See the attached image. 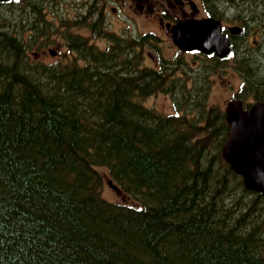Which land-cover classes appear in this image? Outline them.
Instances as JSON below:
<instances>
[{
	"label": "trees",
	"instance_id": "trees-1",
	"mask_svg": "<svg viewBox=\"0 0 264 264\" xmlns=\"http://www.w3.org/2000/svg\"><path fill=\"white\" fill-rule=\"evenodd\" d=\"M48 3L0 1V264H264V195L223 158L228 123L201 70L188 87L182 59L146 64L151 33L103 48L72 35L70 62L36 61L35 39L67 23ZM239 59L264 99V53ZM158 92L173 112L142 102Z\"/></svg>",
	"mask_w": 264,
	"mask_h": 264
},
{
	"label": "flooded vegetation",
	"instance_id": "flooded-vegetation-1",
	"mask_svg": "<svg viewBox=\"0 0 264 264\" xmlns=\"http://www.w3.org/2000/svg\"><path fill=\"white\" fill-rule=\"evenodd\" d=\"M99 1V11L96 10V13L98 18L102 16V21H100V23H102L104 27L106 26L109 31L102 32L99 35L101 39L98 37L97 41H106V44L108 43L107 34L115 38L121 37L122 39H125L126 36L132 37L142 34L141 30L137 29L136 24L132 23L131 15L127 12V9L133 8V5L138 8V10L136 9L138 15L145 13L147 17H152L153 21L170 37L172 42L173 27L181 20L214 19L220 21V32L227 37L230 47L228 54L219 55L217 50L204 52L197 48L182 50L175 45L178 49V53L187 55L191 58V60L187 58L186 60L184 58L182 59L184 61L183 63H185V74L182 73V75H187L188 79L186 81L188 87L194 84L196 77L195 70L198 68L201 70V74H204V83L208 80L210 86L214 74H222L223 71H226L228 73V78L237 79L239 83L238 85H232L230 80L226 81V84H228L230 88V93L223 99L224 103L228 104L232 100H239L243 108L248 110L254 103L264 101L261 97L257 98L256 93L248 87L247 78L245 77L247 71L246 67H243V65L241 67L239 66V56L241 53H247L255 49L264 53V0ZM73 13H75V10H73ZM106 13H108L107 16H116L118 19L114 22L107 19V16L103 17ZM87 30L94 31L91 26H89ZM95 36H97V34H95ZM104 36L106 39L103 38ZM90 43L100 47L99 43ZM142 50L141 40L138 38L136 42V52L141 54ZM158 60L154 61L157 66L160 64ZM226 109L227 105L225 110H221L225 113V119L228 123L227 130H229L230 124L228 122Z\"/></svg>",
	"mask_w": 264,
	"mask_h": 264
},
{
	"label": "rangeland",
	"instance_id": "rangeland-1",
	"mask_svg": "<svg viewBox=\"0 0 264 264\" xmlns=\"http://www.w3.org/2000/svg\"><path fill=\"white\" fill-rule=\"evenodd\" d=\"M60 2H61V6L56 7V5H58ZM99 2H100L99 0H54V4L50 5V3H48L47 7H45L47 8L48 11L47 18L49 20H52L53 14L66 15L67 23L60 24L58 23V21H56L55 24L56 31L53 33H49L48 35H44L42 33V35L37 37L34 42L31 41L33 42V44H32V48L28 50V53H30L33 59L36 61H42L47 63L61 62L62 64L68 63L72 59H74L75 56H77L75 53H72L70 47L67 45L70 43L69 38L72 35H83V34H85L83 36L87 37L90 42H95L96 44L99 43L100 47H104V44L106 45V41L105 42L97 41L98 37L100 38L99 36L100 34H97V36H95L94 31L87 30L88 27L90 26L88 22L89 18L87 19L89 25H86L84 23L81 24V22L77 20L79 18L77 15L80 14L82 11L86 10L87 8L89 10L88 14L91 13V17H92V13H96V10L99 11ZM136 9L138 10V8L135 7V5H133L132 9H127V12L131 15L130 17L132 23H135L137 29H140L142 33L150 32L151 34L154 35V45L144 50L146 64L156 65L155 62L149 56H147V52L149 50H154L157 53V59L184 58L186 60L187 58L191 60L189 56L178 53V49L173 44L170 37L165 32H163V30L159 27V25H157L153 21L152 17H147L145 13L138 15L136 13ZM73 10H75V13H73ZM107 14L108 13H106L103 17H106ZM107 19H110L115 22L118 18L116 16L108 15ZM69 22L72 24L68 25ZM105 31H109V29H107L106 26L104 27V31L102 32ZM102 32H98V33H102ZM29 33L30 30H28L26 34ZM103 38L106 39L105 36ZM51 49L54 50V52L55 51L56 52L52 54L50 52ZM193 64H197V63H193ZM227 74L228 73L226 71H223L222 74L218 73L212 76L211 89L209 95V103L211 105L217 106L219 109H224V110L227 103H224L223 99L227 97L230 93L229 91L230 88L228 84H226V81L230 80L232 82V85H238L239 83V80L237 79L228 78ZM142 102L145 105L149 107H154L155 109L163 113H171L174 111V103L171 96L164 92H158L152 94L147 98L143 99ZM103 195L104 197L110 200H117L123 197L121 193L118 194L110 186V184L108 183V179H105V184L103 186Z\"/></svg>",
	"mask_w": 264,
	"mask_h": 264
},
{
	"label": "water",
	"instance_id": "water-1",
	"mask_svg": "<svg viewBox=\"0 0 264 264\" xmlns=\"http://www.w3.org/2000/svg\"><path fill=\"white\" fill-rule=\"evenodd\" d=\"M220 29V21L214 19L181 20L173 27V42L182 50H217L219 55H226L230 47ZM226 112L230 129L223 146V156L230 167L242 175L247 189L264 195V101H258L245 110L239 100H232ZM108 183L121 193L112 179Z\"/></svg>",
	"mask_w": 264,
	"mask_h": 264
}]
</instances>
